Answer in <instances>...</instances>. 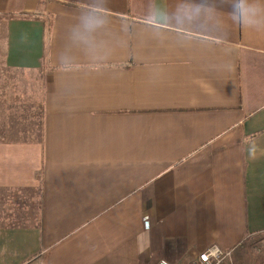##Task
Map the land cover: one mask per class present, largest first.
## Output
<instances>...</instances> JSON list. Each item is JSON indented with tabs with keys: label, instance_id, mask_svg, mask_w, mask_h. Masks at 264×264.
Instances as JSON below:
<instances>
[{
	"label": "crops",
	"instance_id": "0c3cea01",
	"mask_svg": "<svg viewBox=\"0 0 264 264\" xmlns=\"http://www.w3.org/2000/svg\"><path fill=\"white\" fill-rule=\"evenodd\" d=\"M0 70V264L238 263L264 233V0H0Z\"/></svg>",
	"mask_w": 264,
	"mask_h": 264
},
{
	"label": "rangeland",
	"instance_id": "374dc122",
	"mask_svg": "<svg viewBox=\"0 0 264 264\" xmlns=\"http://www.w3.org/2000/svg\"><path fill=\"white\" fill-rule=\"evenodd\" d=\"M17 80L14 74L12 73H4L0 70V127H3L6 123L8 125H15L14 121H9L8 118L10 116L11 119H14L17 116H20V113L15 115L8 114L7 120L5 119L7 116V112L5 111V101L7 102V96H9V89L14 85V82ZM7 92V94H6ZM10 112V111H8ZM240 257L242 256V262L235 260L236 258L231 256L224 262L228 264H264V233L258 235L257 237H253L251 241L244 245V247L240 250ZM238 256V257H239Z\"/></svg>",
	"mask_w": 264,
	"mask_h": 264
},
{
	"label": "built area",
	"instance_id": "2783aa9c",
	"mask_svg": "<svg viewBox=\"0 0 264 264\" xmlns=\"http://www.w3.org/2000/svg\"><path fill=\"white\" fill-rule=\"evenodd\" d=\"M149 226V225H148ZM231 256V253H226L221 249L215 247L203 253H200L190 264H224V262ZM157 264H170L161 261Z\"/></svg>",
	"mask_w": 264,
	"mask_h": 264
}]
</instances>
